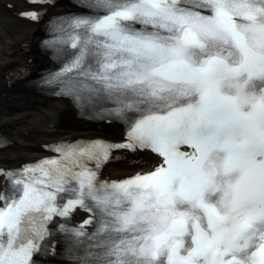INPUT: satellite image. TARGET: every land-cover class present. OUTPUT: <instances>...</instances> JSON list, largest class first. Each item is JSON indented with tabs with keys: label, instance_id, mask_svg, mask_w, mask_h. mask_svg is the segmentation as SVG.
<instances>
[{
	"label": "snow or ice",
	"instance_id": "snow-or-ice-1",
	"mask_svg": "<svg viewBox=\"0 0 264 264\" xmlns=\"http://www.w3.org/2000/svg\"><path fill=\"white\" fill-rule=\"evenodd\" d=\"M87 6L94 15L61 27L63 66L44 83L114 105L105 111L125 141L59 144L58 158L0 171L11 184L0 194V264H35L47 224L77 207L92 216L59 227L74 264H264V0ZM116 150L160 160L101 180Z\"/></svg>",
	"mask_w": 264,
	"mask_h": 264
},
{
	"label": "bare ground",
	"instance_id": "bare-ground-1",
	"mask_svg": "<svg viewBox=\"0 0 264 264\" xmlns=\"http://www.w3.org/2000/svg\"><path fill=\"white\" fill-rule=\"evenodd\" d=\"M23 5V0H0V135H6L11 142L0 149V162L5 164L35 157L40 143L72 135L94 136L97 130L90 124L73 122L70 104L42 96L25 84L33 77V71L21 59L40 67L47 59L37 49L39 31L16 17ZM53 6L51 12L64 11L68 1L59 0ZM16 65L19 67L12 69ZM9 69L11 75L5 76ZM49 122L50 127H46ZM133 155L129 157V166L123 163L112 167V174L128 173L139 166L147 168L155 162L146 152Z\"/></svg>",
	"mask_w": 264,
	"mask_h": 264
},
{
	"label": "rangeland",
	"instance_id": "rangeland-1",
	"mask_svg": "<svg viewBox=\"0 0 264 264\" xmlns=\"http://www.w3.org/2000/svg\"><path fill=\"white\" fill-rule=\"evenodd\" d=\"M0 104H1V102H0ZM46 127H47V124H46Z\"/></svg>",
	"mask_w": 264,
	"mask_h": 264
}]
</instances>
